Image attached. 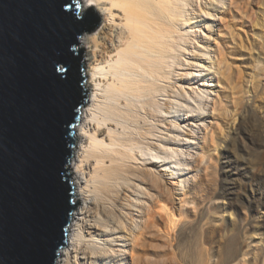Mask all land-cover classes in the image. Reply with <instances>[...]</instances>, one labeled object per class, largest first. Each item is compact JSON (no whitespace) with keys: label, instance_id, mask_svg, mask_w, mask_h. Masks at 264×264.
I'll return each mask as SVG.
<instances>
[{"label":"bare ground","instance_id":"1","mask_svg":"<svg viewBox=\"0 0 264 264\" xmlns=\"http://www.w3.org/2000/svg\"><path fill=\"white\" fill-rule=\"evenodd\" d=\"M87 2L101 6L108 22L86 39L93 48L89 82L94 84L93 104L84 107L90 108L87 111L82 109L80 154L76 163L75 159L70 162L78 174L74 185L82 180L85 205L78 210V219L72 216L68 246L56 264H162L167 256L186 260L189 251L181 246L182 238L190 235L188 231L193 225L196 228L201 216L192 208L183 209L187 198L195 200L192 187L180 199L182 206L177 210L179 184L169 187L162 171L172 163L182 167L180 158L174 160L179 153L185 161L191 162L194 157L184 150L187 143L183 140L188 139H180L182 123L191 127L193 135L189 139L196 140L194 135L203 130L201 126L194 130L195 120L189 114L193 111L183 116L181 113L191 105L190 99L202 98L203 90L187 91L181 84L183 79H196L197 70L187 69L194 67L189 59L197 57L194 52L203 41L202 33L206 34L203 15L214 17L209 8L214 4L212 0ZM230 3V10L241 8L240 0ZM86 8L84 5L82 11ZM222 52L218 50V59L205 64V68L216 67V72H221ZM221 103L214 104V112L222 111ZM202 105L205 108L207 102ZM167 123L169 130L165 129ZM166 130L174 137H164ZM202 149H208L207 135ZM195 182L194 178L192 184ZM168 243L175 247L165 251ZM195 243L206 244V239ZM197 255L201 257L192 253ZM237 255L238 251L228 247L221 261Z\"/></svg>","mask_w":264,"mask_h":264},{"label":"water","instance_id":"2","mask_svg":"<svg viewBox=\"0 0 264 264\" xmlns=\"http://www.w3.org/2000/svg\"><path fill=\"white\" fill-rule=\"evenodd\" d=\"M79 0H0V264H55L68 246L73 127L88 103ZM64 71H60V68Z\"/></svg>","mask_w":264,"mask_h":264},{"label":"rangeland","instance_id":"3","mask_svg":"<svg viewBox=\"0 0 264 264\" xmlns=\"http://www.w3.org/2000/svg\"><path fill=\"white\" fill-rule=\"evenodd\" d=\"M79 1L81 2L78 14L80 18L90 7L95 8L102 18L100 26L90 34L84 33L79 39L81 45L75 48L76 51L85 49V75L88 77L85 86L89 89L90 107L93 104L92 89H94V84L92 83V86L89 83L93 48L87 44L86 39L95 36L99 28L108 22V17L102 13L101 6L88 3L87 0ZM222 2L212 0L214 5L209 8L214 17L202 13L207 21L202 27L208 37L202 33L203 41L194 52L197 53V57L190 56L191 59L187 57L194 65L187 69L197 70L196 79L193 77L185 82L183 79L181 84L187 91L195 88L204 92L202 94L203 92L198 90L202 98L197 96V101L188 99L191 107L187 106L186 111L181 112L183 116L186 112L193 111L189 114L195 120L194 130L197 131L199 126L203 129L199 130L197 136L194 135L196 140L189 139L193 135V132H190L191 127L182 123L183 136L180 139H188L183 140L187 143L184 150H188L194 157L191 162L185 161V156L179 153L174 160L180 158L179 162L181 164L183 162L182 167L179 168L177 167L179 165L172 163L171 168L162 171L165 172L169 187H176V183L179 184L177 210L182 206L180 199L192 187V197L195 200L187 198V204L183 209L192 208L193 212H199L201 217L197 221L198 229L193 225L188 231L190 235L182 238L181 246L189 251L186 260H183V257L167 256L162 264H264V0H240L241 8L235 10H230V0ZM84 5L87 8L82 11ZM203 6L205 7L204 2ZM218 50L224 51L222 52L224 64L221 72L217 73L216 67L209 70L205 68V64L210 61L214 63L218 59L216 56ZM203 53L210 56V60ZM220 80L221 84H219ZM219 101L222 102L220 104L222 111L214 112L213 106ZM205 102L207 106L203 108L202 104ZM197 105L200 107L198 108ZM89 107L80 109L81 118L82 109L87 111ZM80 123L79 121L78 126L73 127L75 133L73 138L78 139L71 159V162L75 159V163L78 161L81 149V139L78 136L82 134ZM168 125L169 123L165 125V129L169 130L170 125ZM206 126L209 128L205 129ZM172 135L173 133L167 130L163 132L166 138L174 137ZM205 135L208 145L206 152L202 149ZM190 142L193 144L190 145ZM70 172L80 203L72 216L74 217L75 214V218L78 219V210L85 205V194L80 188L82 180L78 181V185H74L76 182L74 177H78V174L71 163ZM194 178L196 182L192 184ZM188 179L193 180L186 181L185 184L181 183V180ZM72 229L75 231L76 226ZM199 239L203 242L206 239V244L195 243ZM174 247L168 243L165 251ZM228 247L238 251V255L222 263L221 255ZM192 253H198L201 257L192 256Z\"/></svg>","mask_w":264,"mask_h":264},{"label":"snow or ice","instance_id":"4","mask_svg":"<svg viewBox=\"0 0 264 264\" xmlns=\"http://www.w3.org/2000/svg\"><path fill=\"white\" fill-rule=\"evenodd\" d=\"M78 23L83 24V25H87L89 23H91V20L89 19V13H84L83 17L78 21ZM60 71H64V69L61 67L59 69Z\"/></svg>","mask_w":264,"mask_h":264}]
</instances>
